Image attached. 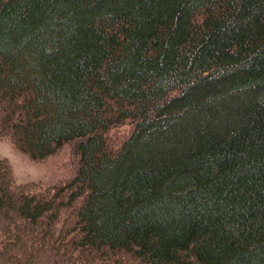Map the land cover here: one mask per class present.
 Instances as JSON below:
<instances>
[{"label":"trees","instance_id":"16d2710c","mask_svg":"<svg viewBox=\"0 0 264 264\" xmlns=\"http://www.w3.org/2000/svg\"><path fill=\"white\" fill-rule=\"evenodd\" d=\"M0 136V264H264V0H0Z\"/></svg>","mask_w":264,"mask_h":264},{"label":"rangeland","instance_id":"374dc122","mask_svg":"<svg viewBox=\"0 0 264 264\" xmlns=\"http://www.w3.org/2000/svg\"><path fill=\"white\" fill-rule=\"evenodd\" d=\"M69 152V144L64 143L57 152L58 158H66ZM0 156L6 157L12 168L14 182L35 181L42 184L49 183L57 178L65 177L69 173V166L63 164L56 166L54 155L46 157L44 160L33 161L25 154L15 150L7 137L0 136Z\"/></svg>","mask_w":264,"mask_h":264}]
</instances>
